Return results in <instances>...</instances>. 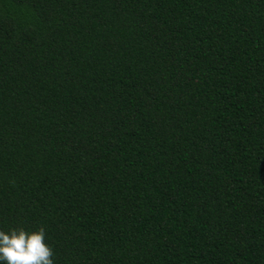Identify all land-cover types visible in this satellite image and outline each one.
<instances>
[{
  "label": "trees",
  "instance_id": "16d2710c",
  "mask_svg": "<svg viewBox=\"0 0 264 264\" xmlns=\"http://www.w3.org/2000/svg\"><path fill=\"white\" fill-rule=\"evenodd\" d=\"M54 264H264V0H0V230Z\"/></svg>",
  "mask_w": 264,
  "mask_h": 264
},
{
  "label": "clouds",
  "instance_id": "9594fccd",
  "mask_svg": "<svg viewBox=\"0 0 264 264\" xmlns=\"http://www.w3.org/2000/svg\"><path fill=\"white\" fill-rule=\"evenodd\" d=\"M43 227L0 230V264H54Z\"/></svg>",
  "mask_w": 264,
  "mask_h": 264
}]
</instances>
